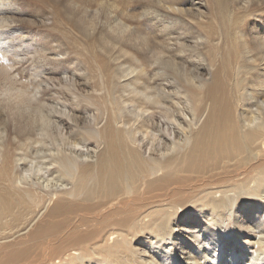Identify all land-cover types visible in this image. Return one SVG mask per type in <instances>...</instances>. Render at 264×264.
<instances>
[{"label": "bare ground", "instance_id": "bare-ground-1", "mask_svg": "<svg viewBox=\"0 0 264 264\" xmlns=\"http://www.w3.org/2000/svg\"><path fill=\"white\" fill-rule=\"evenodd\" d=\"M243 1L239 19L209 0L215 19L193 39L154 12L160 41L137 35L147 59L119 45L113 66L78 55L69 72L90 92L67 72L56 109L46 69L12 78L23 49L0 0V113L14 130L0 135L15 134L0 138V264H264V31L246 33L262 10ZM180 3L168 11L191 16ZM23 146L41 149L38 169Z\"/></svg>", "mask_w": 264, "mask_h": 264}, {"label": "rangeland", "instance_id": "rangeland-1", "mask_svg": "<svg viewBox=\"0 0 264 264\" xmlns=\"http://www.w3.org/2000/svg\"><path fill=\"white\" fill-rule=\"evenodd\" d=\"M9 1V4L7 5L12 10L8 16L9 20L11 21V28L13 30L10 34L15 37L16 42L15 40L14 42L16 43V46L23 49V51H19L17 53V56L13 58L14 60H16V58L18 57L21 61L14 64L13 62H10L11 64H13L14 68H17L18 70V75L13 74L12 78L17 81L18 84L38 82L40 78L36 76L34 68L41 67V70L46 69L49 75H46V77H43L41 75V79L43 78L45 80L41 84V87H43L45 90L44 94H46V98H49L51 94L53 95V98L57 95L53 100L49 101L50 103L52 102V107H55L56 109H60L59 106L62 107L63 100L65 99V95L62 96L61 93V90L65 91V89L60 83V80L62 83H65L64 78L65 76H67V72L69 73L68 75H71V89L74 92L80 95H84V93L90 92V86L93 81H91L90 77L87 76V74L78 73L77 71L73 73L69 72V67H72L76 64L74 60L78 55H81L83 60H88L85 61V64H87L88 62L90 64L99 62V64H103L106 61V63H109L111 64V66H113L115 57H117L118 54L117 46L119 45V49H121L122 52L124 51L127 53H136L138 51L139 54H136L139 58H148L146 49L140 45V40L137 41V39L139 36H143L147 31L148 33H146V35L152 33L149 37H156V40L160 41V38L156 36L158 33H155V31H153L155 30V26H153L152 24V18L153 16H155V13L157 15H162L163 17H166L168 15L166 13L174 14L175 18H172V22L174 23V21H176L177 27L179 25H181L180 27H184L185 24V27L183 29L187 35L189 34L187 37H190V39H193L196 35L197 29L195 25L198 21H200L201 19H210L214 21L215 19V16L213 15V7L209 0H180L181 9L185 11L191 10V16L188 15V17H184V15H179L177 13H172L171 10L168 11L166 0ZM263 2L264 1L261 0H252L253 4L251 3V6L255 7L257 10L261 9L262 15L258 16V18L255 16L250 17L242 26L244 29H246V33H248L249 35H255L256 33H258V31H264ZM225 3L229 15L233 14L241 19L240 10H242L244 6V1L242 3V0H225ZM173 5L175 4L173 3ZM150 16H152L151 20ZM214 24L216 27L218 21H216V23L214 22ZM262 34L264 33L262 32ZM146 35H144V37ZM158 44L160 45L159 42L156 45ZM189 45L190 47H193L194 44L192 41H190ZM201 48L202 47H200L199 50ZM202 52H204V50H202ZM90 54L93 55V58L89 60ZM206 57L207 54L202 57L204 63L202 62L200 65L198 64L202 70L203 68L205 69V67L208 68L206 64L210 63L209 58ZM43 59L45 61H42ZM97 59H101L104 61L98 62ZM77 69H79V66L77 67ZM205 78L208 80L207 75L205 76ZM69 83L70 82H67V84ZM38 92H40V90L36 91V93ZM35 98L38 99L40 98V96L36 94ZM83 110L84 109L82 108V113H85ZM88 114L86 117H88ZM1 115L2 114L0 113V129H9V131H11V129L13 130L11 125L12 123H9L10 121L6 122V117ZM15 126L16 129H18L20 125L16 124ZM195 127H197V125ZM13 137H15L14 133H6V135H0V138H3L5 141H7L8 139L13 140ZM81 146H86V148H88V152H90L92 151L91 149L93 143L90 141H86ZM83 150L84 153H86V149ZM20 153H22L24 158L26 159L34 157L33 163L38 169V162L42 158L41 149H39L38 151H36V149H33L31 151V149L23 146L21 147ZM191 199H197V196L196 198ZM51 204L52 202H50L48 206H51ZM45 215L46 213H42V211H39L38 213L36 212V217H39L38 221L43 220L45 218ZM226 225H229V223H226ZM252 241L253 239L251 238V242ZM175 253L178 254L177 250L175 251ZM236 255L239 256L238 253H236ZM53 262L56 263L57 261ZM236 263L241 264L240 262Z\"/></svg>", "mask_w": 264, "mask_h": 264}]
</instances>
